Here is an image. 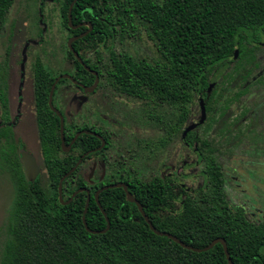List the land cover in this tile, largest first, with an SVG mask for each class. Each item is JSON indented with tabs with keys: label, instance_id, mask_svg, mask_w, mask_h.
<instances>
[{
	"label": "trees",
	"instance_id": "obj_1",
	"mask_svg": "<svg viewBox=\"0 0 264 264\" xmlns=\"http://www.w3.org/2000/svg\"><path fill=\"white\" fill-rule=\"evenodd\" d=\"M15 1L0 0V35ZM57 2L67 27L74 0ZM81 23L86 26L69 31L77 36L93 26L88 35L73 44L84 64L102 78L110 77L116 88L130 97L152 99L155 95L173 104L180 114L179 125L189 115L193 117L201 98L209 122L214 123L218 113L229 120L233 106L238 103L242 107L241 98L252 84L263 79L262 74H253L258 68L256 53L264 44V0H78L72 9V24ZM144 35L152 43V54L132 52L129 47L127 51L116 50L115 43L137 42ZM236 50L239 58L235 60ZM67 54L75 71L64 73L91 85L93 74L71 52ZM33 69L38 80L39 131L52 172L51 192L43 187L41 179L29 181L18 171L11 158L13 150H6L0 157V173H10L8 177L17 192L0 264H229L222 244L197 253L155 234L122 188L98 196L111 222L109 230L88 232L83 222L86 193L79 192L69 204L59 199V183L72 163L64 159V168H58L61 161L54 151L60 142L59 119L50 122L45 116L50 111L47 101L52 81L46 84L44 78L53 73L38 59ZM213 82L216 85L208 93ZM234 82L241 86H232ZM242 118L232 123H242ZM189 139H203L198 157L190 166L203 167L198 186L187 191L179 183L174 187L162 183L159 198L148 199L147 203L134 187L132 194L141 200L157 230L177 237L185 245L205 248L222 238L234 264H264V221L250 219L243 206L229 200L216 145L198 136L197 130L189 133ZM59 171L61 175L56 176ZM87 187V178H66L64 197L67 191L71 195ZM86 222L92 231L107 227L93 196Z\"/></svg>",
	"mask_w": 264,
	"mask_h": 264
},
{
	"label": "rangeland",
	"instance_id": "obj_2",
	"mask_svg": "<svg viewBox=\"0 0 264 264\" xmlns=\"http://www.w3.org/2000/svg\"><path fill=\"white\" fill-rule=\"evenodd\" d=\"M70 38L71 33L64 24L57 0L15 1L5 30L0 35V73L7 76L8 86L13 91L12 97H16L20 80H26L29 85V81L32 82V66L37 59L55 75L73 70L66 60L67 43ZM115 44L116 50L127 51L129 47L132 52L139 50L146 56L153 52L152 43L146 35L137 42L133 39L131 42L127 41V44L118 42ZM256 56L258 68L253 76L262 74L263 79L259 83L252 84L248 94L241 98L244 105L240 107L236 103L232 109L233 117L229 120L222 118L218 113L214 123L207 120L197 133L201 138H208L218 147L217 159L223 167L225 189L229 200L243 206L250 219L262 222L264 221V44L257 51ZM239 86H241L240 82L236 87ZM97 101L94 96L89 106L87 103L83 105L76 113L75 121L83 124L90 112L88 107L95 104V110L100 114L102 109L97 108ZM25 102L24 116L20 124L21 131L32 144V133L37 131V126L34 114L31 113V103L28 100ZM139 102L134 99L117 98L116 103L111 104L112 114L119 122L111 129L118 134L120 149L124 159L127 160L126 168H132L146 176L151 175L156 168L159 173L166 171L177 173L179 166L183 165V152L179 154L177 151L181 148L179 139L176 138L175 142V156L171 155V150L168 148L160 149L158 155L155 149L158 136L154 123L147 117H142L140 111L143 105ZM12 109L14 113V107ZM171 112L173 113L168 106L164 107L163 112L159 111L160 114ZM244 113L246 115L242 118ZM195 115L196 120L200 118L198 102L195 106ZM240 117L242 123L236 125L232 123L235 118ZM160 137L162 138L161 134ZM141 154H144L142 158ZM149 155L151 157L147 158L146 156ZM194 160L195 155L191 152L189 158L191 165ZM87 166L89 165L85 164L83 168L86 175L91 170ZM202 170L201 165L186 170V174L190 176L187 186L196 187L202 182L199 174ZM41 183L47 192H51L49 178L41 179ZM16 195V189L8 175L0 173V261L8 239L10 212L14 208Z\"/></svg>",
	"mask_w": 264,
	"mask_h": 264
},
{
	"label": "flooded vegetation",
	"instance_id": "obj_3",
	"mask_svg": "<svg viewBox=\"0 0 264 264\" xmlns=\"http://www.w3.org/2000/svg\"><path fill=\"white\" fill-rule=\"evenodd\" d=\"M80 25L77 26H80L79 28H81L83 26H86V23H81ZM67 29L68 31L78 30V29L74 30L69 28V21H68ZM84 33L86 32H83L81 34ZM77 36L71 34L70 39ZM70 39L68 40V42L70 41ZM67 51L71 52L69 50L68 43H67ZM67 56H66V60L73 68L71 62L68 61ZM74 58L76 59L75 56ZM34 63L32 66V70H34L33 69ZM74 71L75 68H73L72 73ZM90 71L94 76V81L91 85L82 84L72 74L64 73L65 71L61 72L58 75L53 74V76L44 78V82H46V84L49 83L50 80L52 81L51 89L47 101L48 108L50 111L45 116H47L46 118L50 122L55 121L56 117L59 119L60 142L59 144L56 145L55 147L56 149L54 151L57 160L61 161L59 162L61 163V166L58 168L60 169L64 168L63 165L65 163V161H63L64 159H69L68 161L72 163V166L69 168V171L62 176V180L64 178L66 179L69 177H73L76 179L77 177L80 176L87 178L88 187L82 189L88 190L90 192V199L93 196L95 200L97 195L99 196L101 192H104L102 190L105 187H109L117 184H124L128 186L129 192L131 194H132L131 190L134 187L135 192L137 194H140L141 200H144L145 203H147L148 199L154 201L159 198V190L163 188V185L161 187L162 183L163 184L167 183L172 187L175 186V183H179L180 185L185 187L187 191H190L191 188L187 186V181L190 179V176L186 174V170L188 171L191 170L190 168L191 162H189V158L191 157V152L194 153L195 159H197L198 157L197 155L198 152H200V147L202 146L203 139H201L200 141L197 139L191 140L189 139L190 132L186 136H184V133L185 130L190 125L196 124L200 121L201 99H199L198 101L199 109H200V118L199 119L197 118L196 120V115L194 111L193 117L192 115H189L186 118V120L181 125H179L180 114L179 115L177 114V111L173 108V104L169 105L164 100H160L155 95L154 97H152V99L149 98L136 99L130 97L121 90H118L110 77L102 78L98 74L99 79L97 81V78L94 75V72L96 71L91 69ZM65 75L68 77H64ZM37 82L38 80H36L33 71V80L32 82L29 81L30 85L27 83L26 80H20V82H18L17 85L18 88L16 90L17 93H15L16 97H12L13 91L10 90V87L8 86L7 76H3V74L0 73V157L3 155V153L6 150L7 151L13 150L14 154L11 155V158L13 159V163L16 165L18 171H20L22 175L26 177V179L27 177L33 178L36 175L35 180L43 179V178L50 179L52 173L45 159V148H44V144L42 143L40 131H39L38 119H39L40 109L38 107ZM96 83L97 85L92 92H86L85 89H83L80 86L81 84L86 87H93ZM213 83L216 85L215 82ZM232 86L236 87V82H234ZM53 87H54V93H53L52 106H51L50 95ZM29 89L31 90L27 93ZM94 96L98 100L97 108H101L102 112H100L99 114L95 110V106H96L95 104L92 107H88L90 112L89 114H87V120L83 124L76 122L75 121L76 113L79 112L81 107H83V105H85L86 103L89 106V103L91 102L92 99H94ZM117 98L134 99L140 101L139 102L141 103L140 105H143V108L140 111L142 117L145 116L147 117V119L153 121L154 128L158 136L155 147L158 155L160 153V149L168 148V150H171V155L175 156V151H174L175 142H176V138L179 139L181 148H179L177 151L179 154L183 152V165L179 166V171L177 173L167 172V171L159 173L157 172V168H156L155 170H153L151 175L146 176L139 174L132 168L129 169L126 168L127 160L124 159V155L120 149L118 134L111 129V127H114L119 124L118 118L115 117V115L112 114L111 111L112 109L111 104H115ZM25 100H28V102L31 103V110H32L31 113L34 114V118L37 126V131L35 130V132L32 133V138L35 140V141H33V139L31 140L32 144H30L27 141L25 134L21 131V125H20L22 118L24 116L23 112L26 107ZM166 106H168L170 110L173 111V113L171 112L169 114H164V113L160 114L159 111L163 112V109ZM12 107H14V113ZM205 107H206V103H205ZM58 113H60V115L64 119L63 131L61 129V116ZM140 118L141 117H138V119ZM207 120H209L208 112H207L206 121ZM201 126L202 125L198 126L193 131L198 130ZM160 134L162 135V138L160 137ZM140 145L141 143H139V146ZM218 151L219 150L217 147L216 154H218ZM118 152L120 154H118ZM126 153L128 154L129 152L127 151ZM143 155L144 154H141V158ZM146 157L150 158L151 155ZM85 164L89 165L87 166L88 169L89 167L91 168V170L88 172L87 175L85 170L83 169ZM73 169L75 170L69 176H67V174L70 173ZM55 174L56 176H59L61 175V172L59 171L58 173ZM4 175L10 176V173L9 172L8 174L4 173ZM176 179L178 180L176 181ZM73 185L75 186L76 184L73 182ZM122 189L124 190V188ZM77 191L80 190H76L72 192L71 195H68V191H67L65 197L63 191V203L69 201ZM82 192L86 193V191H82ZM171 192L173 193V198H174V189H171ZM125 193L127 195L126 191ZM86 195L88 198L87 193ZM132 196L141 205L144 211V206L141 200L135 197L134 194H132ZM174 201L175 200H172L171 202L174 203ZM181 203H182L181 201L178 202L179 205ZM132 204L136 206V208L142 215L137 204L135 203ZM146 217L149 219L147 215ZM144 219L147 222L145 217Z\"/></svg>",
	"mask_w": 264,
	"mask_h": 264
},
{
	"label": "water",
	"instance_id": "obj_4",
	"mask_svg": "<svg viewBox=\"0 0 264 264\" xmlns=\"http://www.w3.org/2000/svg\"><path fill=\"white\" fill-rule=\"evenodd\" d=\"M77 1H78V0H74V2L71 4L70 10H69V28L74 29V30H75V29H78V28L81 26V25H80V26H73V25H72V9H73V7H74V5L76 4ZM82 25H84V24H82ZM89 27H90V28H89V31H88V32H86V33H84V34H81V35H79V36H77V37H74V38L70 39V41L68 42L69 50L74 54V56L76 57V59H77V60H78V61H79V62H80L85 68H86L87 71H90V68L86 67V65L84 64L83 60L81 59L79 53H77V52L75 51V49H74V47H73V43H74L75 41H77L78 39L83 38L84 36L88 35L89 32L92 31V29H93V26H92V25H90ZM238 57H239V51L236 50V51H235V56H234L235 60L238 59ZM90 72H91V71H90ZM94 75L96 76L97 81H98V79H99L98 73L94 72ZM64 77H68V76L65 75ZM96 85H97V83H96L93 87H86V86H83V85L80 84V86H81L83 89H85L86 92H92V91L95 89ZM214 87H215V84H214V83L210 84V86H209V88H208V92L211 93V91H212V89H213ZM53 93H54V87H53V89H52V91H51V95H50V104H51V106H52ZM200 107H201V119H200V121H199L198 123H196V124H192V125H190V126L185 130L184 136H186L189 132H191V131H193L194 129H196L198 126L203 125V124L205 123V121H206V119H207V111H206V107H205V102H204V100H203L202 98H201V100H200ZM53 109H54V108H53ZM54 110H55V109H54ZM58 114L60 115V113H58ZM60 116H61V115H60ZM61 129H62V131H63V129H64V119H63L62 116H61ZM74 170H75V169H73L70 173H68L67 176H69ZM35 179H36V175H35L33 178H28V177H27V180H29V181H34ZM64 180H65V178H64L63 180H61V182H60V184H59V199H60V201H61L62 203H63V190H62L63 186H62V184H63V181H64ZM121 187L124 188V190L127 192V195H128L129 201H130L131 203H135V204H137V206L139 207V210L141 211L142 215L146 218L147 223H148L149 226H150V229H151L155 234H157V235H159V236H165V237H167V238H170V239H172L174 242L180 244L181 246H184V247H186V248H188V249H191L192 251L197 252V253L207 252V251L211 250L215 245H217V244H222V246H223V248H224V251H225V254H226V256H227V259H228L229 264H234L233 261H232V259H231V257H230V254H229V251H228L227 243H226V241H225L224 239H222V238H218V239L214 240L211 244H209L208 246H206L205 248H191V247L185 245V244H184L181 240H179L177 237H175V236H173V235H171V234H169V233L161 232V231L157 230V229L153 226V224L151 223V221L146 217L145 212L143 211L141 205H140V204H139V203L133 198L132 194L129 192V188H128V186H126V185H124V184H117V185H112V186H109V187H105L102 191H107V190H109V189H115V188H121ZM80 191H81V192H82V191H86V193L88 194V199H87V202H86V205H85V210H84V213H83V222H84V225H85L86 229L88 230V232H90V233H92V234L106 233V232L109 230L110 226H111V222H110L109 218L107 217L106 212L102 209V207H101V205H100V203H99L98 195L96 196V202L98 203V205H99V207H100L102 213L104 214V216L106 217V220H107V227H106V229L103 230V231H99V232L90 230V229L88 228V225H87V222H86V214H87V211H88V208H89V203H90V192H89L88 190H86V189H82V190H80ZM80 191H77L69 201H67L66 203H63V204H69V203L73 200V198L75 197V195H77Z\"/></svg>",
	"mask_w": 264,
	"mask_h": 264
}]
</instances>
